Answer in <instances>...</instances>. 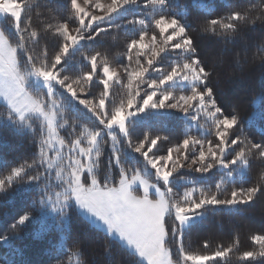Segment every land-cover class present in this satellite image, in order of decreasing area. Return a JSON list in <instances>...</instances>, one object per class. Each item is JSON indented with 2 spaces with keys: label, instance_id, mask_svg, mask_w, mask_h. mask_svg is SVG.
<instances>
[{
  "label": "snow or ice",
  "instance_id": "snow-or-ice-1",
  "mask_svg": "<svg viewBox=\"0 0 264 264\" xmlns=\"http://www.w3.org/2000/svg\"><path fill=\"white\" fill-rule=\"evenodd\" d=\"M250 2L218 15L209 0H66L63 8L47 9L41 31L33 26L30 0H0V14L12 18L16 33L13 41L0 28V127L31 133L33 145L31 157L0 168V196L31 194L10 219L0 215V246L10 250L0 264H31L15 259L23 255L15 245L36 223L41 231L57 230V251L80 256L81 243L69 235L74 209L131 249L135 264H222L233 254L242 264H264V230L251 232L252 246L243 251L238 238L205 252L185 246L210 210L240 212L264 196V171L248 186L235 180L251 175L256 161L264 164V131L258 139L249 135L252 116L243 115L242 97L227 96L257 62L264 67V0ZM121 32L124 51L109 59L103 42ZM49 33L57 41L51 53L41 45ZM250 33L260 39L253 42ZM197 35L221 46L205 52ZM72 63L80 70L72 72ZM260 88L254 107H264V79ZM169 118L187 122L182 141L151 128L136 135L140 125ZM193 122L200 134L192 132ZM106 146L111 155L101 172ZM182 169L223 175L214 185L178 192L174 181Z\"/></svg>",
  "mask_w": 264,
  "mask_h": 264
},
{
  "label": "trees",
  "instance_id": "trees-1",
  "mask_svg": "<svg viewBox=\"0 0 264 264\" xmlns=\"http://www.w3.org/2000/svg\"><path fill=\"white\" fill-rule=\"evenodd\" d=\"M181 4H187L190 0H179ZM213 5L214 11L218 15H226L229 6L241 7L251 6L250 0H209ZM255 2V0H252ZM33 8V26L38 30L43 31L46 17L50 14L48 8H63L66 0H30ZM194 27L199 29L202 23V16L199 12L193 13L192 17ZM119 22V21H118ZM0 27L3 28L10 38L15 41L16 33L12 27V18L7 15L0 19ZM114 33H109L103 42L104 48L109 55V59L117 57L118 54L124 51L123 32L119 33L117 39L113 40ZM250 38L253 42L260 39L258 33H250ZM201 49L205 52L212 50L214 47L221 46L220 41L211 36L197 35ZM56 37L49 34H44L41 45L47 44L49 52L56 45ZM93 47L97 44L93 43ZM212 48V49H211ZM255 51V48L253 49ZM40 46H36L33 55H39ZM78 59V57H77ZM123 60V57H119ZM87 65V62H83ZM72 72L80 70V65L72 63L69 65ZM264 72L259 62L251 69L248 79L239 85L233 86L228 90L227 96L233 97L239 95L243 100V115L245 117L252 116V119L246 125V131L249 135H254L257 139L264 131V107L257 104L255 107L251 103L253 99L259 96L261 88V80L264 79L261 73ZM102 85L98 86V90H102ZM97 90V94H98ZM63 91V90H60ZM114 92L120 93L119 87L113 89ZM0 105H2L0 103ZM255 113V115H253ZM81 119L85 120L86 115L80 113ZM37 129L38 122H34ZM187 122L182 119L169 118L163 122L150 120L146 124L140 125L136 130V135H140L145 128H151L154 131H159L162 135H168L172 141L180 142L183 139ZM71 129H63V135L68 136ZM203 129H197L195 123L192 124V132L200 134ZM18 136V138L16 137ZM31 133L25 132L24 135H18L13 130L0 127V168H3L6 162H13L20 157H31L33 153V145L31 143ZM168 142L165 141L160 148L161 154L166 151ZM111 155V147L106 146L101 157V172L104 171L103 165ZM141 164L143 158H140ZM139 167V165H138ZM115 171V170H114ZM264 171V164L256 161L253 165L251 175L241 177L239 174L235 177L237 186L243 183L248 186L251 183L257 182L260 179L261 172ZM145 175H148L145 172ZM222 172L210 173L206 176H201L199 173L192 172L188 169L181 170L180 179L174 181L176 190L183 192L191 187H198L201 184L214 185L220 182ZM31 194L22 192L15 195L9 194L7 197L0 196V215H5L10 219L17 211H19L30 199ZM264 230V196H259L255 202L250 205L241 206L240 212L229 211L227 209L210 210L204 219L197 221L191 228L190 233L185 239V246L189 250L196 252L211 251L221 244L225 246L230 244L234 239L240 240V251L250 248L251 241L249 234L251 232H260ZM39 233V235H37ZM71 240H76L81 243L80 256H67L62 251H57V246L60 240V234L55 228H49L47 231H41V224L36 223L30 225L24 230L23 238L16 242L15 247L22 250L23 255L17 256L15 259H23L31 262V264H57V261H69L71 264L79 262V264H135L138 257L130 249L124 248L120 242L107 236L103 229L92 223L91 220L85 219L78 210H73L71 213L70 233ZM207 240L209 248H203V242ZM173 252L175 254V246ZM108 249V252H106ZM10 250L7 246H0V257L6 256ZM222 264H242L238 259V254L230 255V257L222 262Z\"/></svg>",
  "mask_w": 264,
  "mask_h": 264
},
{
  "label": "rangeland",
  "instance_id": "rangeland-1",
  "mask_svg": "<svg viewBox=\"0 0 264 264\" xmlns=\"http://www.w3.org/2000/svg\"><path fill=\"white\" fill-rule=\"evenodd\" d=\"M5 16H7L6 14H0V19L1 18H3V17H5ZM215 48V47H214ZM212 49V48H211ZM118 86H115V88H117ZM0 103L1 104H3V100L2 99H0ZM38 127H39V124L37 125ZM17 138H18V136H16ZM90 220V219H89ZM93 223V222H92ZM93 224H95L96 226H98L99 228H101V229H103L104 230V227H103V225H100L98 222H96V223H93ZM131 250V249H130ZM74 264H76V263H74Z\"/></svg>",
  "mask_w": 264,
  "mask_h": 264
},
{
  "label": "crops",
  "instance_id": "crops-1",
  "mask_svg": "<svg viewBox=\"0 0 264 264\" xmlns=\"http://www.w3.org/2000/svg\"><path fill=\"white\" fill-rule=\"evenodd\" d=\"M1 28V27H0Z\"/></svg>",
  "mask_w": 264,
  "mask_h": 264
}]
</instances>
